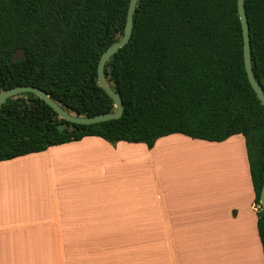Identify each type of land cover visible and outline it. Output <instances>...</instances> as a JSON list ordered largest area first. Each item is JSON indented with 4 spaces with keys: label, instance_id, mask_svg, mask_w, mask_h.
<instances>
[{
    "label": "trees",
    "instance_id": "16d2710c",
    "mask_svg": "<svg viewBox=\"0 0 264 264\" xmlns=\"http://www.w3.org/2000/svg\"><path fill=\"white\" fill-rule=\"evenodd\" d=\"M129 0H0V92L43 90L78 116L115 111L97 83L102 53L120 40ZM251 66L264 92V0H244ZM26 58L12 62L16 49ZM120 95L119 119L75 125L31 93L0 108V162L96 136L152 148L181 134L244 139L254 203L264 183V107L244 69L237 0H138L132 34L104 67ZM66 127L62 133L57 125ZM257 230L264 255V213Z\"/></svg>",
    "mask_w": 264,
    "mask_h": 264
},
{
    "label": "crops",
    "instance_id": "0c3cea01",
    "mask_svg": "<svg viewBox=\"0 0 264 264\" xmlns=\"http://www.w3.org/2000/svg\"><path fill=\"white\" fill-rule=\"evenodd\" d=\"M180 143L225 161L178 171ZM256 212L240 135L86 136L0 162V264H264Z\"/></svg>",
    "mask_w": 264,
    "mask_h": 264
},
{
    "label": "water",
    "instance_id": "95a60500",
    "mask_svg": "<svg viewBox=\"0 0 264 264\" xmlns=\"http://www.w3.org/2000/svg\"><path fill=\"white\" fill-rule=\"evenodd\" d=\"M138 0H129L127 12H126V20L124 25V30L120 40L111 44L100 56L98 66H97V83L98 86L104 90V92L110 97L112 100L115 111L107 114L96 115L93 117L86 116H78L75 113L64 110L60 105L55 102L50 96H48L43 90L31 86H19L6 91L0 92V108L3 104H5L6 100L12 97H15L22 93H31L34 94L37 98L42 100L47 106H49L56 114L58 119L75 125H93L97 123L107 122L110 120L119 119L123 114V105L120 95L115 92L106 82L104 78V67L108 60L118 52V50L122 49L129 42L131 34H132V26H133V17L137 7ZM237 13L238 18L241 25L242 30V38H243V59H244V69L246 72V76L248 82L256 94L258 100L264 107V92L261 89L260 85L254 78L251 66V50H250V42H249V27L247 16L245 13L244 0H237ZM26 58L25 51L22 48L16 49L13 53L12 62H16L18 60H23ZM57 130L62 133L65 129L64 124H59L56 126ZM259 210L264 213V183L262 185L259 197ZM256 207V204H255ZM257 209V208H256ZM258 211V209H257Z\"/></svg>",
    "mask_w": 264,
    "mask_h": 264
},
{
    "label": "rangeland",
    "instance_id": "374dc122",
    "mask_svg": "<svg viewBox=\"0 0 264 264\" xmlns=\"http://www.w3.org/2000/svg\"><path fill=\"white\" fill-rule=\"evenodd\" d=\"M181 145H186L184 143H180L178 146L181 147ZM187 147H191L194 149H202L204 151H208V152H192V153H182L184 151H179L181 150L179 147H175L174 152H169L172 157V155H175L176 157H183V159H176L175 163L176 164V168L178 169V171H184L185 169L188 171V167L195 163V165L197 166H203L205 167L206 170H213L216 169L217 170V166L219 164H221L222 162L225 161V158H220L219 160H216V158H213L214 156H211L215 153H213L214 151H211L210 149H208L207 147H196L195 145H189L187 144ZM174 148V147H172ZM182 148V147H181ZM180 152V153H178ZM189 154V155H187ZM187 156V157H186ZM171 157H170V161H171ZM183 160V161H181ZM172 163V161H171ZM173 164V163H172ZM200 164V165H199ZM191 176H194L193 174ZM256 208L259 211V206L256 204Z\"/></svg>",
    "mask_w": 264,
    "mask_h": 264
},
{
    "label": "bare ground",
    "instance_id": "6f19581e",
    "mask_svg": "<svg viewBox=\"0 0 264 264\" xmlns=\"http://www.w3.org/2000/svg\"><path fill=\"white\" fill-rule=\"evenodd\" d=\"M182 146H183V145H181V147H182ZM185 146H187V145H184L182 148L179 147V148L181 149V150H179V151H180V152H181V151H184V152H182V153H184V154H185V153H189V150H188ZM180 152H178V153H180ZM193 152H194V151H193ZM187 155H189V154H187ZM186 157H187V156H186Z\"/></svg>",
    "mask_w": 264,
    "mask_h": 264
}]
</instances>
